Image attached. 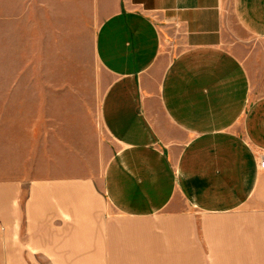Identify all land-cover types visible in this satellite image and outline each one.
Segmentation results:
<instances>
[{
  "label": "crops",
  "instance_id": "crops-1",
  "mask_svg": "<svg viewBox=\"0 0 264 264\" xmlns=\"http://www.w3.org/2000/svg\"><path fill=\"white\" fill-rule=\"evenodd\" d=\"M95 6L102 20L94 52L110 77L99 121L111 146L99 189L125 220L166 212L168 227L155 233L141 222L115 228L109 221L104 231L83 232L75 221L65 232L42 225L32 239L39 254L58 256V264H95L96 257L105 264H264V0ZM69 174L65 181L58 170L42 190L80 216L81 174ZM18 190L16 178L0 179V264L35 253L14 238Z\"/></svg>",
  "mask_w": 264,
  "mask_h": 264
},
{
  "label": "rangeland",
  "instance_id": "rangeland-1",
  "mask_svg": "<svg viewBox=\"0 0 264 264\" xmlns=\"http://www.w3.org/2000/svg\"><path fill=\"white\" fill-rule=\"evenodd\" d=\"M101 20L95 0H0V105L3 110L12 105L0 111V179L12 176L19 182L14 238L25 251L35 252L5 256L2 264L14 257L20 264H58V256L39 254L41 246L32 241L42 234V225L67 232L80 221L83 232H89L104 231L109 221L115 228L141 222L155 233L167 230L166 212L125 220L99 189L111 146L99 121L110 80L94 52ZM58 170L65 181L74 170L81 174L80 216L42 190L57 180ZM53 208L58 216L50 218ZM94 261L105 264L106 259Z\"/></svg>",
  "mask_w": 264,
  "mask_h": 264
},
{
  "label": "built area",
  "instance_id": "built-area-1",
  "mask_svg": "<svg viewBox=\"0 0 264 264\" xmlns=\"http://www.w3.org/2000/svg\"><path fill=\"white\" fill-rule=\"evenodd\" d=\"M258 159H259V164H258L259 168L264 169V152L259 154Z\"/></svg>",
  "mask_w": 264,
  "mask_h": 264
}]
</instances>
